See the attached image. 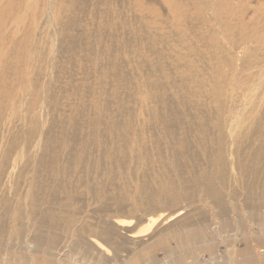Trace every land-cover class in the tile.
Wrapping results in <instances>:
<instances>
[{"label": "rangeland", "instance_id": "1", "mask_svg": "<svg viewBox=\"0 0 264 264\" xmlns=\"http://www.w3.org/2000/svg\"><path fill=\"white\" fill-rule=\"evenodd\" d=\"M242 2L0 0V264H264V15ZM180 210L119 255L82 245Z\"/></svg>", "mask_w": 264, "mask_h": 264}, {"label": "bare ground", "instance_id": "2", "mask_svg": "<svg viewBox=\"0 0 264 264\" xmlns=\"http://www.w3.org/2000/svg\"><path fill=\"white\" fill-rule=\"evenodd\" d=\"M165 4H167L168 0H164ZM204 1V0H203ZM238 3L240 0H236ZM252 0H243V2L240 5V8L244 6L246 9H250L253 11H258L262 15H264V0H261L260 2H257L256 4L260 5V7H251L247 8L245 6L246 3H250ZM235 19L237 22L236 25H239L241 23H246L243 20H241L238 16H235ZM180 21L182 22H195L194 17L192 16H186L183 17ZM228 44H231L230 42ZM264 60V58H262ZM261 60V61H262ZM29 138V136L24 137V140ZM13 144V142H12ZM11 144V145H12ZM264 146V145H263ZM262 146V147H263ZM14 148V147H13ZM11 149V152L13 150ZM10 152V153H11ZM263 156H264V149H262ZM181 157V155H180ZM223 168L226 166L224 163L221 165ZM181 167H183L181 165ZM212 172H200L197 175H194V177L191 179L192 183H194L196 186H201L206 192L211 195L212 197L218 199L219 198V191L215 189L212 178ZM143 185V186H142ZM140 187H138V191L140 193H145L146 194V201L148 203L154 202L157 198V192L153 190L152 188H148V186L142 184ZM219 205H222L223 200L218 201ZM184 214L183 210L178 211L177 213L165 217L164 214H160L158 216H149L147 219H140L137 221L135 224L134 221L130 218H120L117 219L114 223L112 222H103L99 226V230L95 229L91 231L93 233V238L91 240H85L82 241V245L85 248L86 252H90L92 254H96L99 256V260H102V256L105 254L110 253V248L113 250L115 255H119L123 252V247L129 244V240H135L136 238L143 237L146 235H149L150 233L155 232L157 228H159L162 225L168 224L171 221L175 220L178 217H181ZM125 215V214H123ZM187 215V213H186ZM20 217V216H19ZM3 222H0V224L5 223V219ZM21 218V217H20ZM145 221V222H144ZM145 223V224H144ZM143 225V227H141ZM124 230V235L122 237L121 231ZM2 240L0 236V241ZM127 247V246H126Z\"/></svg>", "mask_w": 264, "mask_h": 264}]
</instances>
